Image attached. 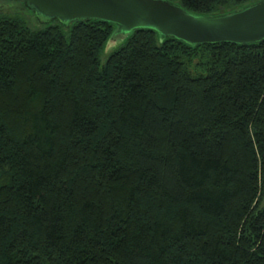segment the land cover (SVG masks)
Returning a JSON list of instances; mask_svg holds the SVG:
<instances>
[{
    "label": "trees",
    "instance_id": "obj_1",
    "mask_svg": "<svg viewBox=\"0 0 264 264\" xmlns=\"http://www.w3.org/2000/svg\"><path fill=\"white\" fill-rule=\"evenodd\" d=\"M115 28L0 13V264H264V39Z\"/></svg>",
    "mask_w": 264,
    "mask_h": 264
},
{
    "label": "water",
    "instance_id": "obj_2",
    "mask_svg": "<svg viewBox=\"0 0 264 264\" xmlns=\"http://www.w3.org/2000/svg\"><path fill=\"white\" fill-rule=\"evenodd\" d=\"M19 1L33 10L43 24L57 20L70 25L79 19H98L115 24L110 39L144 28L190 44L222 41L250 43L264 39V0L216 16L189 11L170 0Z\"/></svg>",
    "mask_w": 264,
    "mask_h": 264
},
{
    "label": "rangeland",
    "instance_id": "obj_3",
    "mask_svg": "<svg viewBox=\"0 0 264 264\" xmlns=\"http://www.w3.org/2000/svg\"><path fill=\"white\" fill-rule=\"evenodd\" d=\"M2 12L21 13L28 19L29 23L32 26L44 25L39 21L36 13L30 8H28L25 3L19 0H0V13ZM127 36L128 35H116V37L110 39L106 47V52L119 47L126 40Z\"/></svg>",
    "mask_w": 264,
    "mask_h": 264
}]
</instances>
